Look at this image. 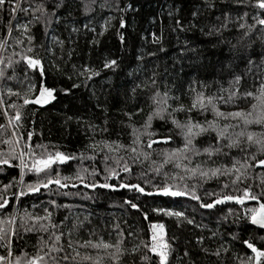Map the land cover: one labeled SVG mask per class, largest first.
<instances>
[{"label": "snow or ice", "instance_id": "1", "mask_svg": "<svg viewBox=\"0 0 264 264\" xmlns=\"http://www.w3.org/2000/svg\"><path fill=\"white\" fill-rule=\"evenodd\" d=\"M22 2L27 3V7H22ZM79 2L82 5V14H87L92 9L88 7V0H0V12H3L5 3L8 5L9 19L4 25L6 31L3 39H0V87H3V92L0 93V113L3 114L7 121V126L0 124V144L4 148H0V172L5 169L3 166L13 167L18 169L19 176L13 177L8 183L0 184L4 194L0 195V209H5L6 206L17 207L13 203L14 199L25 196L30 193H37L41 189L48 190L50 185H56L59 189L67 187V182L75 181L83 184L86 188L95 189H128L136 193L152 196L163 195L170 197H190L196 201L201 209H213L217 205L223 204L225 201H234L237 205H243L245 201H254L255 205L243 208V217L239 214L233 216L232 210L224 213L216 220L215 230L208 228L205 224H197L194 219L188 218L181 211H174L162 207L151 208L150 211L164 216L176 217L178 221H182L187 225L195 228L207 230L210 235L197 236L195 243L199 247L201 253L206 256L215 257L218 264H264V247H258L256 243L250 239H244L241 243L248 251L238 253L232 251V241H237L238 236L234 232L228 233V240L223 237L222 228L230 227L235 224L240 225L241 219L248 224L257 226L258 229L264 230V132L255 133L248 131L250 125H259L264 127V0H230L233 7H229L227 11L217 9V5L213 0H202L203 9L199 3L194 4L191 11V20L188 25H183L180 19H176V29L181 32L195 30L196 22L201 21L203 12L212 9L220 11L214 21L207 24V31H204V25H201V34L212 37L215 43L212 48L222 50L223 58L218 61L219 72L228 76L227 87L224 86L222 80H215L217 91L209 94L208 89L211 87L209 83L204 81L197 82L195 79H190L188 86L182 89V92L175 96H170L171 89L165 82V90L160 91L158 77L160 73L155 69H148L151 72L150 76L145 77L143 82H137L131 89L130 94L135 95L137 89L148 90L154 89L149 99L151 111L145 117L141 130L131 124H127L131 128L133 139L129 145H122L118 141L101 140L88 145L94 151H104L102 163L104 164L103 183L90 182L91 178L99 175V171L95 168L89 171L87 168H77L76 173L71 176H61L59 170H56L55 176L51 173L54 165L64 164L67 161L74 160L75 155H66L60 151L54 154L49 152L47 147L38 144L35 148L27 143H23V138L18 135L20 130L21 109L29 104L44 105L54 98L55 89L47 87V71L44 66V58L31 55L34 49L44 47L45 52L49 57H54L51 62V69L55 72L62 73L63 69L56 63L57 60H64L65 65L69 60L64 59V49L66 44L69 46L67 56L71 58L74 43L73 36L80 31L75 26V21L70 19L73 15L74 5ZM95 3V0H92ZM223 3V0H221ZM111 5H100V7ZM256 9L249 14V11L242 9ZM123 12L124 9H119ZM23 13L25 17H29L20 23H17V14ZM172 12H169L171 19ZM108 19H112L109 17ZM251 20V23L248 20ZM107 23V21L105 22ZM63 24L67 32V40L60 39L57 34V29ZM39 25L45 39L40 44H36V35L32 31L33 26ZM13 26L19 36H13ZM234 26V34L230 31ZM87 28V25L84 26ZM126 27V21L123 17L119 20V28ZM105 30V25H101V34ZM228 33V35H226ZM117 35L123 41V33L117 30ZM143 38V37H142ZM12 43H8V41ZM27 41L29 46L24 47L22 51H13L5 57L4 52L7 48H21L23 42ZM153 43H157L159 38L152 35ZM95 41H89V44ZM259 43V48H257ZM59 49L60 55L56 54ZM164 49L161 48L160 51ZM196 52L195 48H185L181 52ZM148 56H153L154 53H147ZM257 57L259 59L257 60ZM15 58V59H14ZM141 56H137L140 61ZM25 66V76L21 84L25 85V91L22 95L19 91H14L3 81H13L17 77L15 71L16 64ZM117 61L115 59H106L103 63L104 69H115ZM12 69V75L7 72ZM38 73V77H37ZM98 70L90 68L87 63L79 68L77 65H72V75L84 77V83L98 76ZM129 75H132L130 72ZM33 77H37L34 81ZM246 80L252 81L254 90L240 91L243 83ZM78 84H72V88H77ZM38 89V91H37ZM67 92L68 89H63ZM184 95L188 98L189 103H179L180 96ZM4 96H17L22 100V104L5 103ZM34 97V98H32ZM240 99H251L252 103L247 110L239 109L234 111H221L219 105H235ZM172 101L176 102V106L172 107ZM99 107V105H98ZM7 109H15V114L10 115ZM137 113L141 109L136 110ZM211 112L212 119L203 121L193 119V113L203 115ZM184 113V120L176 118L177 114ZM124 116L130 121L133 113L124 112ZM154 119L163 121L165 124L171 123L173 129L178 130L177 135L182 139V144L178 148L162 149V159L150 161L146 172L139 174L143 179L144 184L149 185L152 191H146L140 183H131L120 179L117 184L109 183V180L120 177L121 173L129 174L131 169L127 160H131L134 164L143 163L150 160L155 143H169L173 140L171 135L172 129H169L168 135H160L151 131L152 122ZM95 128V126H90ZM107 131L106 128L101 129ZM8 131L11 135H8ZM34 133L27 132V138L30 141ZM147 136L148 141L146 147L141 143V137ZM215 137L214 143H208L203 148H198L194 143L197 138H207L209 141ZM155 137V139H153ZM19 149V151H17ZM126 149L131 155L127 158L118 155L121 150ZM227 149L229 151H222ZM237 149L242 155L231 156L229 164H214L212 158L214 156L229 157L230 150ZM37 150H42L39 153ZM108 153L112 154V161L115 167L108 165ZM203 155L205 160L193 163L194 157ZM93 159L94 157H88ZM83 159V157H81ZM125 160L121 165L120 161ZM172 164L177 170L169 174L164 171L165 166ZM261 169L260 172H254V169ZM118 169V170H117ZM164 172V178L161 185H156L147 177L149 173L158 174ZM29 173L35 174L37 179L30 183H25V176ZM221 177L230 178L231 185L236 188V194H223L221 192H207L205 195L210 198V202H203L197 194L196 184L191 186V190L186 187H178L184 185L188 180L199 178L201 181L220 179ZM249 180L254 183H248ZM172 181L173 183H170ZM246 186L239 188L238 185ZM76 184H72L75 187ZM15 188L14 192L9 193L11 188ZM228 184H222V188L227 189ZM258 189L254 191L253 189ZM67 195V193H64ZM11 196L13 199H10ZM215 196V199H211ZM48 203L52 208L68 207L67 205H57L54 200H49ZM131 209L137 212H142L141 206L131 199H125L123 202ZM35 207V206H33ZM147 219V212H143ZM69 217L65 216L59 223L54 222V211H49L44 208L42 215H33L28 210L21 213L13 211L8 215L0 218V250H6L7 255L0 254V264H103L104 257L97 254L95 256L82 254L80 249L90 248L93 250H103L104 255L111 261V264H121L123 256L129 257V264H136L135 256L141 250V246L147 250V253L154 254V258H158V264H171L170 254L173 251L172 243L165 238V228L162 223H152L150 225L149 241L141 239L139 243L131 244L130 248L123 246L125 235L121 231H117L115 243L106 242L102 239L93 241L91 238L81 241L78 238V232L84 228V222L89 220V216H84L83 219H73L72 226H67ZM19 220L17 226L16 221ZM118 226L113 225V228ZM23 233H34L36 243L32 245L34 252L29 254L23 248L20 249L19 255H13V237L17 241L23 239L20 231ZM64 229V230H62ZM96 231L93 226V232ZM111 235V233H110ZM128 237L133 238V234L129 232ZM220 239V243L216 245L214 250L204 246V241L211 240L215 243L216 239ZM264 241V237L258 238ZM175 241V237H173ZM231 252V260L229 261L227 254ZM145 253L139 256V261H149V256ZM223 254V255H222ZM184 257H188L189 253L184 252ZM192 264V262H190Z\"/></svg>", "mask_w": 264, "mask_h": 264}, {"label": "trees", "instance_id": "2", "mask_svg": "<svg viewBox=\"0 0 264 264\" xmlns=\"http://www.w3.org/2000/svg\"><path fill=\"white\" fill-rule=\"evenodd\" d=\"M217 5V9L227 11L230 0H213ZM199 3L203 9L202 0H88V7L92 10L87 14H82V5L77 2L74 5L73 15L70 19L75 21V26L80 29L77 35L73 36L74 43L71 45L73 54L71 58L67 56L68 45L64 49V59L69 60L65 65L64 60H57L62 73L55 72L51 69V62L54 57H49L45 52L44 47L34 49L31 53L33 56L44 58V66L47 71L46 86L55 89L54 98L44 105L29 104L21 109L20 130L18 135L23 138V143L32 145L42 144L47 147L48 151L55 153L60 151L66 155H75L74 160L65 162L64 164L54 165L52 175L55 176L56 170H59L61 176H71L76 173L77 168H87L92 171L94 168L99 171V175L91 178L90 182L103 183L104 164L102 157L105 152H96L88 145L101 141H118L122 145H129L133 139L131 135V128L127 124H131L138 130H141V125L145 117L151 111V105L148 97L151 96L154 89L141 90L137 89L135 95L130 94V89L137 83L143 82L145 77L150 76L151 72L148 69L155 68L160 76L158 83L160 91L165 90V82L168 84L171 91L170 96L178 95L183 88L188 86L190 79H195L197 82L204 81L209 83L211 87L208 89L209 94L217 91L215 80H222L224 86L227 87L228 76H224L219 72L218 61L223 58L222 50L211 47L215 43L214 38L204 36L201 34V25H204V31H207V24H210L214 19L220 15V11L212 9L203 12L201 21H197L195 30L181 32L179 29L173 31L176 27V19H180L183 25H188L191 20V11L194 4ZM100 5H111L100 7ZM22 7H27V3L22 2ZM3 12H0V39H3L6 31L4 25L9 19L8 5L5 3ZM119 9H124L123 12ZM242 11H249L251 15L256 9H242ZM169 12H172L171 19ZM17 23L29 18L25 17L23 13L17 14ZM112 17V19H108ZM123 17L126 21V27L119 28V20ZM107 21V23H105ZM251 23V20H248ZM105 25V30L101 34V25ZM87 25V28L84 26ZM123 33L124 39L121 41L117 35V30ZM32 31L36 35V44H40L45 39L39 25L33 26ZM234 34L233 29L230 30ZM57 34L60 39L67 40V32L63 24L57 29ZM155 34L159 38L157 43H153L152 35ZM228 35V33H226ZM13 36H19V33L13 28ZM143 37V38H142ZM95 41L89 44V41ZM12 43V41H8ZM187 45L188 48L197 49L196 52L185 51L181 56L182 50ZM29 46L27 41L23 42L21 48H7L4 52L5 57L13 51H22L24 47ZM163 48V51L160 49ZM259 48V43H257ZM154 53L153 56H148L147 53ZM56 54L60 55L59 49ZM137 56H141L140 61ZM15 59V58H14ZM106 59H115L117 66L115 69H104L103 63ZM259 57H257V60ZM99 71V75L92 78V80L84 83V77L72 75V65L75 64L79 68L83 64ZM25 66L21 64L15 65L17 77L13 81H3L14 91H19L22 95L25 91V85L21 84L25 76ZM132 75H129V73ZM12 75V69L7 72ZM38 77V73H37ZM37 77H33L35 81ZM78 84L77 88H72V84ZM63 89H68L64 92ZM254 90L252 88V81L246 80L240 91ZM38 91V89H37ZM3 92V87H0V93ZM5 103L22 104V100L17 96H4ZM34 98V97H32ZM172 107L176 106V102L172 101ZM179 103L188 104L189 100L186 96L181 95ZM252 103L251 99H240L235 105H219L221 111H234L239 109L247 110ZM99 105V107H98ZM137 109H141L137 113ZM10 115L15 114V109H7ZM124 112L133 113L132 119L129 121L128 117L124 116ZM186 114H177L176 118L184 120ZM193 119L205 120L212 119L211 112L198 115L193 113ZM0 124L7 126V121L3 114L0 113ZM90 126H95L92 128ZM106 128L107 131L101 129ZM172 129L171 135L173 140L169 143H155L150 160H146L140 164H134L131 160L127 163L131 169L129 174L121 173L120 177L109 180V183L117 184L120 179L131 183H140L145 187L146 191H152V188L144 184L143 179L140 178L141 172H146L150 161L159 162L162 159L161 150L178 148L182 144V139L177 135L176 129H173L171 123L165 124L163 121L154 119L152 122L151 131L159 133L160 135H168V130ZM32 131L34 135L29 141L27 132ZM248 131L255 133L264 132V127L259 125H250ZM8 135L11 132L8 131ZM155 139V137H153ZM148 141L147 136L141 137V143L146 147ZM215 137L209 141L206 137L197 138L194 142L198 148H203L208 143H214ZM5 146L0 144V148ZM19 151V149H17ZM42 150H37L39 153ZM222 151H229L222 149ZM108 165L115 167L112 161V154L108 153ZM118 155L127 158L131 155L126 149L121 150ZM242 155L237 149L230 150L229 157L214 156L212 160L214 166L217 164H229L231 156ZM83 157V159H81ZM88 157H94L89 159ZM205 160L203 155L194 157L193 163ZM121 165L125 160L120 161ZM4 171L0 172V184L8 183L13 177L19 176V171L16 168L3 166ZM118 170V169H117ZM164 171L169 174L176 172L172 164L165 166ZM261 169H254V172H260ZM156 185H161L164 172L158 174L149 173L147 177ZM37 179L35 174L29 173L25 176V183L33 182ZM173 183L172 181H169ZM248 183H254L249 180ZM72 184H76L72 187ZM196 184L197 194L202 201L210 202L205 193L207 192H221L223 194H236V188L231 185L230 178L221 177L220 179H211L201 181L199 178L188 180L184 185L178 187H186L191 190V186ZM222 184H228L227 189L222 188ZM246 186L238 185L242 188ZM258 191V189H253ZM15 188H11L9 193L14 192ZM67 193V195H64ZM3 189L0 188V195H3ZM10 199H13L9 196ZM131 199L133 202L139 203L142 212H137L125 205V199ZM211 199H215L213 196ZM49 200H54L57 205H67L68 207H60L53 209L48 203ZM13 203L17 205L14 209L12 206H6L5 209H0V218L13 211L21 213L28 210L33 215H42L45 207L49 211H54V222L59 223L68 216L67 226H72L73 219H83L84 216H89V220L84 222V228L78 232V238L93 241L102 239L106 242L115 243L117 231H121L125 235V248H130L131 244L139 243L141 239L149 241L150 225L152 223H162L165 228V238L172 243L173 251L170 254L171 264H218L215 257L206 256L201 253L199 247L195 243V238L200 235L208 237L210 233L205 229L201 230L193 226L187 225L182 221H178L176 217L164 216L162 214L153 213L150 211L154 207H162L174 211L183 212L188 218L195 220L197 224H205L208 228L215 230L216 220L224 213L232 210L233 216L239 214L243 217V208L255 205L254 201H245L243 205H237L234 201H225L221 205L215 206L213 209H201L196 201L190 197H170L163 195H142L135 191L128 189L117 188L102 189V188H86L83 184L75 181L67 182V187L59 189L56 185H50L48 190L41 189L37 193L26 194L23 197L14 199ZM35 206V207H33ZM143 212H147L148 216L145 219ZM19 220L16 221L17 226ZM113 225L118 226L113 228ZM93 226L96 231L93 232ZM64 230V229H62ZM23 239L19 241L13 237V255H19L20 249L23 248L29 254L34 252L32 245L36 243L37 234L23 233L19 230ZM223 237L228 240V233L234 232L238 236L237 241H232V251L238 253H247L242 241L250 239L256 243L258 247H264V241L259 240V237H264V231L248 224L247 221L241 219L240 225L235 224L230 227L224 226L222 228ZM133 234V238L128 237V233ZM111 233V235H110ZM175 237V241H173ZM220 243L217 238L215 243L211 240H205L204 246L210 250H214L216 245ZM189 253L188 257H184V252ZM82 254L95 256L97 254L104 257L103 264H111V261L104 255L103 250H93L90 248L80 249ZM147 253V250L141 246V250L136 254V264H158V258H154V254L147 253L149 261H139V256ZM0 254L7 255L6 250H0ZM223 255V254H222ZM229 261L231 260V252L227 254ZM90 264V262H89ZM121 264H129V257L123 256Z\"/></svg>", "mask_w": 264, "mask_h": 264}, {"label": "water", "instance_id": "3", "mask_svg": "<svg viewBox=\"0 0 264 264\" xmlns=\"http://www.w3.org/2000/svg\"><path fill=\"white\" fill-rule=\"evenodd\" d=\"M253 226V225H252ZM254 227H256L257 229H258V227L257 226H254ZM260 230V229H259ZM262 231H264V230H262Z\"/></svg>", "mask_w": 264, "mask_h": 264}, {"label": "rangeland", "instance_id": "4", "mask_svg": "<svg viewBox=\"0 0 264 264\" xmlns=\"http://www.w3.org/2000/svg\"><path fill=\"white\" fill-rule=\"evenodd\" d=\"M13 28H14V26H13Z\"/></svg>", "mask_w": 264, "mask_h": 264}]
</instances>
